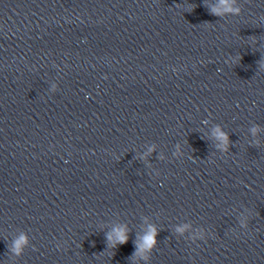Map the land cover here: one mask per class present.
I'll use <instances>...</instances> for the list:
<instances>
[{
  "label": "clouds",
  "instance_id": "obj_1",
  "mask_svg": "<svg viewBox=\"0 0 264 264\" xmlns=\"http://www.w3.org/2000/svg\"><path fill=\"white\" fill-rule=\"evenodd\" d=\"M209 12L212 15L223 17L226 15L238 16L241 13V8L236 5V0H216L214 4H205ZM192 8L190 9V11ZM264 66V65H262ZM257 128H252V132L255 135ZM215 136L221 142V147L225 150L229 143L227 134L221 131L219 128L215 130ZM151 151V149H150ZM177 231H183V229H177ZM157 230L153 226H149L148 231L136 242V251L133 253L134 257H141L144 260L150 259V254L156 246ZM128 230L125 227H116L107 234V242L109 248H115L118 244H125L128 241ZM28 244V237L25 234H21L15 239L9 249L10 252L16 256L23 254L24 248ZM59 247V245H57Z\"/></svg>",
  "mask_w": 264,
  "mask_h": 264
}]
</instances>
